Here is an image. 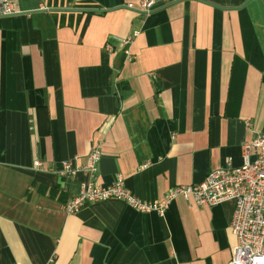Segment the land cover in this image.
I'll return each mask as SVG.
<instances>
[{"label": "crops", "instance_id": "0c3cea01", "mask_svg": "<svg viewBox=\"0 0 264 264\" xmlns=\"http://www.w3.org/2000/svg\"><path fill=\"white\" fill-rule=\"evenodd\" d=\"M140 1L0 7V264H231L233 200L63 209L86 173L59 170L96 146L98 183L122 176L156 201L240 166L242 144L264 133V0H156L146 13Z\"/></svg>", "mask_w": 264, "mask_h": 264}, {"label": "built area", "instance_id": "2783aa9c", "mask_svg": "<svg viewBox=\"0 0 264 264\" xmlns=\"http://www.w3.org/2000/svg\"><path fill=\"white\" fill-rule=\"evenodd\" d=\"M166 1V0H165ZM16 0H0L1 13L11 15L17 12ZM157 5L156 0H141L136 8L141 12H150ZM133 36L120 38V46L128 60L134 59L129 44ZM108 51H113L111 42L106 43ZM98 146L87 154L84 164L65 161L59 170L60 175L74 176L85 172L80 193L63 204V209L73 213L85 201L116 198L126 202L141 212L155 211L164 214L170 201L178 195L192 197L199 205L212 206L226 200L235 202V209L229 223V230L235 238L231 264H264V133L242 144L243 163L232 166L228 161L225 166L210 171L199 184L175 185L170 188L161 200L146 201L129 192L123 183L122 176L108 186L95 180L98 163L101 159ZM37 166L40 161H35ZM148 164H143L146 167Z\"/></svg>", "mask_w": 264, "mask_h": 264}]
</instances>
